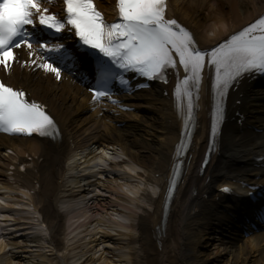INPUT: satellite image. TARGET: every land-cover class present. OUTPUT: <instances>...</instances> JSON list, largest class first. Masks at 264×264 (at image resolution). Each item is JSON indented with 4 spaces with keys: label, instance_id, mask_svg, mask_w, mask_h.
Masks as SVG:
<instances>
[{
    "label": "bare ground",
    "instance_id": "obj_1",
    "mask_svg": "<svg viewBox=\"0 0 264 264\" xmlns=\"http://www.w3.org/2000/svg\"><path fill=\"white\" fill-rule=\"evenodd\" d=\"M110 2L99 6L108 13ZM263 8L264 0L169 3L206 45ZM12 81L48 105L60 137L0 136V213L13 222L0 221V264H264V230L242 238L237 230L224 231L225 224L214 226L218 183L250 179L264 164L255 160L263 155V135L247 129L264 123L263 89L240 87L242 124L222 130L200 174L208 132L204 97L182 178L164 212L181 128L165 96L156 89L131 96L127 104L135 111L111 119L85 114L87 97L76 85L20 66ZM90 164L93 171L84 175Z\"/></svg>",
    "mask_w": 264,
    "mask_h": 264
},
{
    "label": "snow or ice",
    "instance_id": "obj_2",
    "mask_svg": "<svg viewBox=\"0 0 264 264\" xmlns=\"http://www.w3.org/2000/svg\"><path fill=\"white\" fill-rule=\"evenodd\" d=\"M43 0H0V69L11 73L18 50L27 49L22 67L41 69L61 80L63 65L71 58L63 43L41 41L35 29L51 31L55 39L74 30L85 55L94 54L97 87L90 89L92 102L111 99L113 79L127 88L124 73L147 81L168 83L176 75L174 106L183 122L179 157L191 142L205 76L211 77L212 134L225 118L230 89L246 75L264 74V12L216 46L201 47L195 34L176 18L169 17L170 0H116L119 22L106 23L94 0H63L64 16L50 13ZM140 87H146L140 84ZM113 104L118 101L111 99ZM0 132L53 141L60 137L57 122L46 105L30 100L26 91L0 80ZM109 159V153H104ZM180 165H174L167 196L174 194ZM224 193L231 189L225 187Z\"/></svg>",
    "mask_w": 264,
    "mask_h": 264
}]
</instances>
